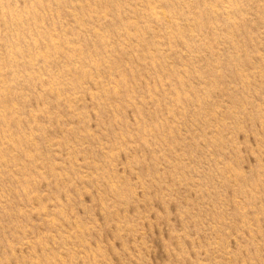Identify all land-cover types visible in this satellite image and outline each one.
<instances>
[{"label": "rangeland", "instance_id": "rangeland-1", "mask_svg": "<svg viewBox=\"0 0 264 264\" xmlns=\"http://www.w3.org/2000/svg\"><path fill=\"white\" fill-rule=\"evenodd\" d=\"M0 264H264V0H0Z\"/></svg>", "mask_w": 264, "mask_h": 264}]
</instances>
